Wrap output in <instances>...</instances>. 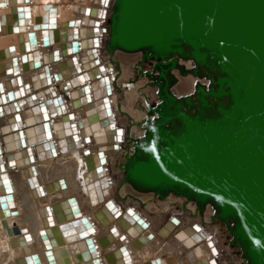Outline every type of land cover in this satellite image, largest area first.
<instances>
[{"label": "bare ground", "instance_id": "1", "mask_svg": "<svg viewBox=\"0 0 264 264\" xmlns=\"http://www.w3.org/2000/svg\"><path fill=\"white\" fill-rule=\"evenodd\" d=\"M113 2L0 0V264H242L210 206L125 181L156 94L107 49Z\"/></svg>", "mask_w": 264, "mask_h": 264}, {"label": "water", "instance_id": "2", "mask_svg": "<svg viewBox=\"0 0 264 264\" xmlns=\"http://www.w3.org/2000/svg\"><path fill=\"white\" fill-rule=\"evenodd\" d=\"M107 49L142 53L156 94L125 181L210 206L242 264H264V0H114Z\"/></svg>", "mask_w": 264, "mask_h": 264}]
</instances>
